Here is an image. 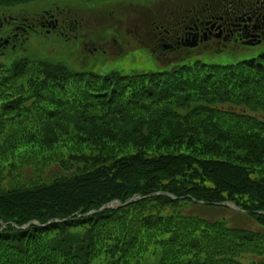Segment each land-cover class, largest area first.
<instances>
[{"label": "trees", "instance_id": "trees-1", "mask_svg": "<svg viewBox=\"0 0 264 264\" xmlns=\"http://www.w3.org/2000/svg\"><path fill=\"white\" fill-rule=\"evenodd\" d=\"M48 1L0 0L19 16L0 28V264H264V55L132 77L9 59Z\"/></svg>", "mask_w": 264, "mask_h": 264}, {"label": "rangeland", "instance_id": "rangeland-1", "mask_svg": "<svg viewBox=\"0 0 264 264\" xmlns=\"http://www.w3.org/2000/svg\"><path fill=\"white\" fill-rule=\"evenodd\" d=\"M186 0H53L40 2L28 8V25L33 15L56 9V13L62 14L58 18L67 15L71 20L77 21L78 30L84 36L77 40L58 39L55 36L45 37L44 30H38L41 36L28 35V42L23 47L24 51H18V55H11L9 59L26 58L30 63L46 62L53 65H65L72 73L95 75L105 77L118 75L132 77L141 74H156L169 71L178 65H189L198 61L206 66H230L237 63L256 60L264 54V49H256L238 54H223L212 56L201 54L192 56L183 61L172 58H162L151 50L141 46L144 42L143 35L149 29V17L162 16L175 8L185 4ZM1 19L3 18V15ZM14 14L9 18L16 19ZM24 17V16H23ZM45 33V34H43ZM127 33L128 36H127ZM56 34V35H55ZM55 35V36H54ZM124 39V41H123ZM126 42L129 45H118ZM121 47L122 52L114 45ZM132 45V46H131ZM96 51V52H95ZM7 53V52H6ZM40 180L50 179L57 173L53 172V166L44 170ZM36 177V176H35ZM34 177V181H35Z\"/></svg>", "mask_w": 264, "mask_h": 264}, {"label": "flooded vegetation", "instance_id": "flooded-vegetation-1", "mask_svg": "<svg viewBox=\"0 0 264 264\" xmlns=\"http://www.w3.org/2000/svg\"><path fill=\"white\" fill-rule=\"evenodd\" d=\"M56 15L62 14L45 15L38 27L28 25L25 19L15 31L16 41L37 29L46 35L56 33L58 39L77 40L85 35L69 14L65 20ZM7 23L0 18V28ZM148 24L141 46L166 59L183 61L201 54L221 56L264 49V0H186L160 17H149ZM123 41L118 45H129ZM6 43L9 45V41ZM111 45L122 52L115 42Z\"/></svg>", "mask_w": 264, "mask_h": 264}, {"label": "water", "instance_id": "water-1", "mask_svg": "<svg viewBox=\"0 0 264 264\" xmlns=\"http://www.w3.org/2000/svg\"><path fill=\"white\" fill-rule=\"evenodd\" d=\"M7 44V43H6ZM139 201V199H134V200H132V201H130L129 203H127L126 205H125V207H127V206H129L131 203H133V202H138ZM224 206V205H223ZM225 206H227V205H225ZM109 208H111L110 206H106L104 209H109Z\"/></svg>", "mask_w": 264, "mask_h": 264}]
</instances>
